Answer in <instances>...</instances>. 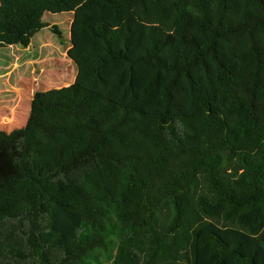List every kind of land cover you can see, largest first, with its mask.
<instances>
[{
	"label": "trees",
	"instance_id": "obj_1",
	"mask_svg": "<svg viewBox=\"0 0 264 264\" xmlns=\"http://www.w3.org/2000/svg\"><path fill=\"white\" fill-rule=\"evenodd\" d=\"M44 12L77 70L0 129V264H264V0H0V47Z\"/></svg>",
	"mask_w": 264,
	"mask_h": 264
},
{
	"label": "rangeland",
	"instance_id": "obj_2",
	"mask_svg": "<svg viewBox=\"0 0 264 264\" xmlns=\"http://www.w3.org/2000/svg\"><path fill=\"white\" fill-rule=\"evenodd\" d=\"M72 17V12L42 15L43 21L60 29L63 36L60 42L48 27L38 31L27 47L19 44L0 47L1 130L9 131L25 123L35 91L66 86L74 81L77 69L66 54ZM88 262L94 263L92 259Z\"/></svg>",
	"mask_w": 264,
	"mask_h": 264
},
{
	"label": "crops",
	"instance_id": "obj_3",
	"mask_svg": "<svg viewBox=\"0 0 264 264\" xmlns=\"http://www.w3.org/2000/svg\"><path fill=\"white\" fill-rule=\"evenodd\" d=\"M12 130V129H11ZM10 131V130H9ZM8 132V131H7Z\"/></svg>",
	"mask_w": 264,
	"mask_h": 264
},
{
	"label": "water",
	"instance_id": "obj_4",
	"mask_svg": "<svg viewBox=\"0 0 264 264\" xmlns=\"http://www.w3.org/2000/svg\"><path fill=\"white\" fill-rule=\"evenodd\" d=\"M70 44H71V41H70Z\"/></svg>",
	"mask_w": 264,
	"mask_h": 264
}]
</instances>
